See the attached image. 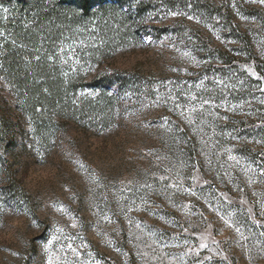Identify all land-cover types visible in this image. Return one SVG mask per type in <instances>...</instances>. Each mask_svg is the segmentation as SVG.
<instances>
[{
    "label": "rangeland",
    "instance_id": "1",
    "mask_svg": "<svg viewBox=\"0 0 264 264\" xmlns=\"http://www.w3.org/2000/svg\"><path fill=\"white\" fill-rule=\"evenodd\" d=\"M34 54L79 84L36 120L0 74V264H264L260 0H108Z\"/></svg>",
    "mask_w": 264,
    "mask_h": 264
},
{
    "label": "trees",
    "instance_id": "2",
    "mask_svg": "<svg viewBox=\"0 0 264 264\" xmlns=\"http://www.w3.org/2000/svg\"><path fill=\"white\" fill-rule=\"evenodd\" d=\"M107 2L108 0H0V74L5 81L11 83L25 111L36 120H41L47 109H57L62 105L66 108L64 98L68 93L75 96L79 84L76 78L64 83L54 77V72L45 59L35 61L36 48L42 46L48 50L53 41L66 32L67 24L72 19L75 21L79 15L89 16L95 8L102 7ZM4 9L8 11L5 12ZM95 84L99 90V81ZM39 108L42 112L38 113ZM86 108L99 110V105L84 103L80 110ZM7 131L8 125L0 116L1 146L7 141ZM8 168L9 190H12L15 178L10 165Z\"/></svg>",
    "mask_w": 264,
    "mask_h": 264
},
{
    "label": "snow or ice",
    "instance_id": "3",
    "mask_svg": "<svg viewBox=\"0 0 264 264\" xmlns=\"http://www.w3.org/2000/svg\"><path fill=\"white\" fill-rule=\"evenodd\" d=\"M260 3L264 4V0H260ZM5 12H7V9H4ZM193 99H195V97H193ZM205 103H207V101H205Z\"/></svg>",
    "mask_w": 264,
    "mask_h": 264
}]
</instances>
